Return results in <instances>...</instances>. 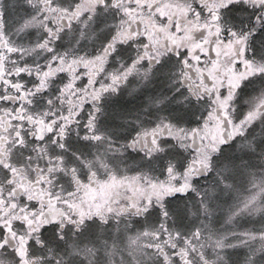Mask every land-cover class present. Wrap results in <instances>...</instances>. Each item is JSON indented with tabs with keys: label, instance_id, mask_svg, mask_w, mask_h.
<instances>
[{
	"label": "snow or ice",
	"instance_id": "6c2138e0",
	"mask_svg": "<svg viewBox=\"0 0 264 264\" xmlns=\"http://www.w3.org/2000/svg\"><path fill=\"white\" fill-rule=\"evenodd\" d=\"M0 264H264V0H0Z\"/></svg>",
	"mask_w": 264,
	"mask_h": 264
}]
</instances>
